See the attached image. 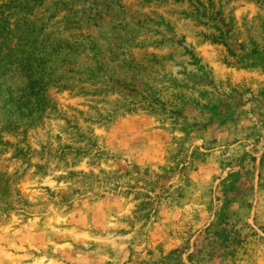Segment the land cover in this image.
<instances>
[{"label":"rangeland","instance_id":"1","mask_svg":"<svg viewBox=\"0 0 264 264\" xmlns=\"http://www.w3.org/2000/svg\"><path fill=\"white\" fill-rule=\"evenodd\" d=\"M16 1L0 264H264V0Z\"/></svg>","mask_w":264,"mask_h":264},{"label":"trees","instance_id":"2","mask_svg":"<svg viewBox=\"0 0 264 264\" xmlns=\"http://www.w3.org/2000/svg\"><path fill=\"white\" fill-rule=\"evenodd\" d=\"M17 1L12 2L8 7L12 8V6H14V10L18 9L22 11L23 8L24 9L29 8L28 6H30L31 3H35L41 0H17ZM10 17L11 15H6L5 17L0 18V79L8 71H10L11 68L12 69H14L15 67L17 68V65L14 63L15 61H21L25 58L23 54L16 53L17 52L16 47L18 45L22 46L27 42L26 32L30 30L29 27H21L23 26V24L18 19H16L14 23H11ZM22 19L25 18L22 17ZM12 26L13 28H11ZM8 33H9V40L16 39V43L14 48H10L7 52H5L3 46H5L6 40H8L5 38ZM20 55H22V58H20ZM30 69L32 68L29 67L28 71Z\"/></svg>","mask_w":264,"mask_h":264}]
</instances>
